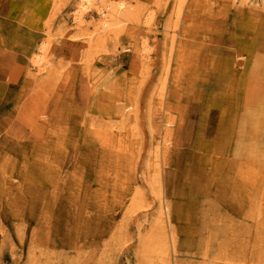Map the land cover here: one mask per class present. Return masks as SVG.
Returning <instances> with one entry per match:
<instances>
[{
    "label": "rangeland",
    "instance_id": "374dc122",
    "mask_svg": "<svg viewBox=\"0 0 264 264\" xmlns=\"http://www.w3.org/2000/svg\"><path fill=\"white\" fill-rule=\"evenodd\" d=\"M206 1L212 4L211 10L206 6L197 8L192 15L210 17L214 25L223 22L231 28L238 10L246 15L264 16V3L260 0H232L233 6L227 8L221 6V0ZM79 2L0 0V20L12 27L10 35H0V91L9 89L2 93L3 99L8 98L4 112L14 105L15 99L12 105L9 98L18 89L20 78L15 70L21 51L34 50L40 39L50 41L47 58L55 73L49 77L44 97L46 102L55 103L59 113L71 117L67 125L70 129L54 128L53 132L60 133L57 145L73 144L71 156L67 154L66 159L59 161L50 153H44L48 160H42L36 149L24 152L21 143L7 144L14 152L4 149L2 144L0 264H87L83 253L89 250L94 254L90 264H137V259L146 262L143 264H160L157 255L137 253L139 238L141 243L148 238L153 243H163L165 239L170 254L180 264H264V177L251 176L249 201L244 204L240 201L235 213V208L227 209L223 201L212 196H194L189 181L195 165L202 178L206 174L203 157L207 159L209 150L204 146L209 138L205 133L206 123L211 122L207 115L217 118L219 110L215 105L204 104L205 92H210L193 77L200 71L194 66L196 49L184 44L207 46L220 38L200 28L189 29L185 22L188 6L182 0H111L127 6L129 21L115 34L89 36L99 17L89 8L85 23L74 26L73 16ZM178 40L182 41L183 56L178 62L181 73L174 82L170 80L173 64L164 68L161 64L164 57L166 62L173 63V43ZM141 43L146 46L144 59L139 51ZM261 70L263 78L264 66ZM31 84L36 88V79ZM261 84L264 85V80ZM164 90L166 95L162 94ZM112 96L118 100L110 102ZM261 102L253 103L256 124L251 130L255 137L251 143L257 149H264V101ZM117 105L130 111L126 120L115 118ZM163 126L172 130L165 136L171 139L179 156L174 163L159 161L151 166L158 138L164 136ZM24 130L23 124L19 132ZM25 132L29 136L31 129ZM44 135V142H53L49 132ZM8 137L17 143L18 134L14 130L9 131ZM108 153L120 155L127 166L111 174V167L103 164L100 157L114 156ZM255 164L261 169L259 173L264 174V157L260 156V162ZM104 168L110 172L102 177L100 170ZM56 170L62 174L53 179ZM164 172L172 178L173 193L165 192ZM154 178L159 179V185L154 184ZM56 179L57 185L46 184ZM119 182L120 189L103 195L108 204L104 201L95 204L89 196L98 187L115 190V183ZM47 185L52 186L51 191L46 190ZM134 187L146 203L130 208H126L125 201L119 205L116 197ZM260 192L263 200L258 202ZM159 195L170 206L169 223L162 232L153 228L157 217L152 214ZM44 202L47 207H43ZM99 208L105 209L104 218L96 213ZM221 210H226L234 222L231 218L225 222ZM207 212L221 215L223 220L213 221L206 230L202 224L209 219ZM44 216L49 218L43 221ZM229 226H233L234 234L228 232ZM207 245L222 256L210 252L207 260ZM226 256L236 261L221 262Z\"/></svg>",
    "mask_w": 264,
    "mask_h": 264
},
{
    "label": "bare ground",
    "instance_id": "6f19581e",
    "mask_svg": "<svg viewBox=\"0 0 264 264\" xmlns=\"http://www.w3.org/2000/svg\"><path fill=\"white\" fill-rule=\"evenodd\" d=\"M182 1L188 6V9L186 8L185 11V22L189 29L195 30L200 28L201 31L212 32L213 35L220 38L219 41H217V39L213 42L214 46L213 43L207 46H204V44L195 45L193 43L184 44L185 47L195 46L196 52L194 59H197V63L194 66L195 68H199L200 71L199 74L196 73L197 75H193V77L194 80L201 81L200 84L202 86L204 84V89L210 92V94L205 92L206 98L204 104L215 105L219 110L217 118H215L214 115H207L208 118L211 117V122L206 123L207 131L205 133L209 140L206 141L204 148L210 151H206L208 153L206 160L203 157V165L206 174H203L202 178V175H199L198 166H192L193 170L190 173L189 181L192 182L191 188L194 196H201L203 198L212 196L214 199H218L221 202L223 201L225 206L228 207L227 209L230 208L233 210V208H235V213L236 208L240 205V201H243V204L249 201V190L247 189L250 186L249 181L251 180V176L258 175V179L264 177V174L259 173L261 172L260 167L255 164V161L260 162V156L264 157V149H257L254 147V144L252 146L255 137L251 132L256 121L253 103H263L261 99L264 101V85L261 84L264 80L261 73V67L263 68L264 66V16L257 13L246 15L245 12L238 10L232 20L233 26L229 28V25H224L223 22L214 25L211 23L210 17H197L192 15V12L197 8H199V10L205 9L206 6L208 10H211L212 4H208L206 0ZM260 1L262 4L264 3V0ZM220 4L223 8L233 6L232 0H221ZM222 7H220V9ZM89 8H92L99 17V21L93 25V29L89 36L91 34L99 35L100 33L115 34V32L122 28V24L128 22L130 18V12L127 6L122 2L112 3L111 0H80L73 16L74 26L81 27L85 23V15ZM224 12L226 13L227 11ZM11 28V25L0 20V35H10ZM23 32L29 35L27 31L23 30ZM28 44H30V39L28 40ZM181 45V40H178L177 43H173L175 54L173 57L174 61H172L173 63L169 64L166 62V57H164L165 59L163 58V63L161 64V68L173 64L170 80L174 82L177 81V76L181 73L178 64L183 56V45ZM178 46L180 47L178 48ZM49 50L50 41L40 39V44L37 45L34 50L28 48L26 51H21L22 57H19L17 61L18 69H14L16 77L20 78L17 84L18 89L16 91L14 90V93L10 95L9 100H15L14 105L13 101H9V104L12 103L13 106H11L8 111L6 109L7 112H4V103L8 98L3 99L2 93H7L9 89L6 88L7 90L4 92L0 91V148L4 143V149L7 148V150H12L14 152L15 149L10 150V146L7 147V144L12 143L17 145L21 143L23 144L24 152L28 150L35 152L36 149L37 154L41 153L42 160H48L44 157L45 154L50 153L53 157H56L55 161H59L66 159L67 154L71 156L69 150L73 149V144H65L62 145V147L57 145V136L60 133L53 132V130H55L54 128L57 126L70 129L67 125L71 117L68 115L65 116L62 112L59 113L55 103L53 101H51L52 103L46 102V98L44 97V94H46L44 91L50 84L49 77L55 73L53 65L47 58ZM139 51L141 52L142 59L146 58V46L143 43H141ZM198 51L202 53L199 54L197 53ZM201 75L203 77L202 80ZM35 79L37 83L36 88L31 84ZM161 88H163V86ZM163 93H165L164 95L167 94L165 90L162 94ZM59 99L63 101L62 97ZM115 100L117 101L118 99L112 96L110 102H115ZM52 108L55 109L54 113ZM129 113L130 111H127L126 107L123 105H117L115 108V118L119 117L122 121L127 119ZM9 124L10 126H8ZM23 124L26 131L31 129L29 136H27L25 130L19 132ZM163 129L164 136L158 138L157 147L152 152L154 157L152 158L153 161L152 164H150L151 166L157 164L159 161L166 164L173 160L174 163L175 159L179 156V151L175 150V145L173 144L172 146L170 142L171 139L165 136L167 132L169 133L172 130L166 126H163ZM12 130H14L15 133L18 134V138L23 141L17 138L16 143L11 137H8L9 131ZM48 132L52 135L49 139H53V142H44L46 140L44 134H48ZM31 140H34V142L31 143ZM85 152L87 151L85 150ZM108 154L114 155L113 153ZM100 157L103 164L111 167V174H117L119 173L118 171H121L122 166H127L125 163L121 162L120 155L104 156L101 154ZM247 158L251 162L247 161ZM188 162L190 163V160H188ZM195 163L198 164L197 161ZM2 165L3 162H0V169ZM256 167H259V169L257 170ZM100 171L102 177L109 173L105 168ZM61 172L62 171L58 172L56 170L54 172L55 175H52L53 179L60 177L62 174ZM174 172L175 171H173V173ZM163 174L164 179L167 180L165 184L166 194L173 193V186L170 185V182L172 183L171 176H166L165 172ZM128 180L132 182L131 178H128ZM183 181L184 183L187 182L185 179H183ZM153 182L155 185L160 184L159 179L156 178H154ZM57 183L58 180L46 184L55 186ZM132 184L130 186H132ZM49 185L46 186L47 191L52 190V186ZM119 185H121L120 182L118 185L115 183V190H107L106 188L98 187L94 190L96 193H94V195L90 194L89 196L95 204H98L100 201L107 202L108 204L109 202L107 200H103V195L116 192V189L121 188ZM241 186L244 192H241ZM112 187L114 188V185H112ZM208 192L211 194L209 195ZM262 194L263 193H261L258 202L263 200ZM116 198L119 205H123V201H125L126 208H130L132 205L134 207L139 206L142 202L146 203L145 198L136 190V187L128 188L126 191L121 192L119 197L117 196ZM155 201H157V206L152 215H156L157 218L154 220L155 226H153V228L155 231L160 230L162 232L165 225L169 223L168 212L170 206L161 199V195H159ZM47 206L48 203L44 202L43 207ZM221 212H224L222 214L224 215L225 222L229 221L230 218L231 222H234V220H232L233 217H229L226 210H221ZM96 213L104 218L103 213H105V209L101 210L99 208ZM207 216H209V219L206 221L207 224L205 222L202 224L206 230L207 226L211 225L213 221L223 220L221 215L218 216L214 212H207ZM42 218L43 221H45L49 216H44ZM227 230L232 234L235 233L233 231V226H229ZM162 234L164 235V233ZM152 237L154 236L152 235ZM164 241L165 239H163V243H153L148 238L146 241L143 239L141 243V238H139L135 249H137V253L141 251L147 256H159L160 264H180L176 256L170 254L169 249L165 245L166 242ZM228 245L230 246L229 243ZM214 249L215 248L210 249L208 245L206 246L205 258L207 260H209L208 253L210 252L213 256H222L221 252L214 251ZM83 255L87 264H90L94 256L93 252L89 250L86 254L83 253ZM220 260L225 263H234L236 261L227 256ZM143 263L146 262L137 259V264Z\"/></svg>",
    "mask_w": 264,
    "mask_h": 264
}]
</instances>
